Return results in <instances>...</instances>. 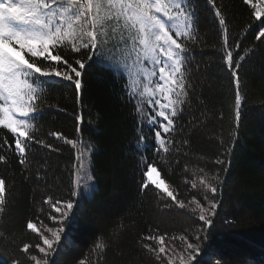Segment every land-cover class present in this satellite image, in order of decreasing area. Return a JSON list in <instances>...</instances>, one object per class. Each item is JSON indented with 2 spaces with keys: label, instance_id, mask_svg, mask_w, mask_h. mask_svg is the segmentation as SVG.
Segmentation results:
<instances>
[{
  "label": "trees",
  "instance_id": "16d2710c",
  "mask_svg": "<svg viewBox=\"0 0 264 264\" xmlns=\"http://www.w3.org/2000/svg\"><path fill=\"white\" fill-rule=\"evenodd\" d=\"M218 3L226 13L230 37L235 38L230 39V44L238 41L237 52L241 55L245 49H251L238 70L246 85L247 107L241 116L229 171L223 173L214 161L224 158L222 153L230 141L234 84L223 64L221 35L214 15L205 0H197L199 28L197 43L193 45L194 58L190 61L191 91L177 120L182 131L174 135L175 146L169 153L157 157L151 139H147L143 151L138 150V129L146 138L153 133L147 125H138L135 104L122 86L126 77L95 64L90 68L86 65L82 104L85 121L90 120L91 125L84 123L81 132L95 145L92 157L95 190L90 198H80L79 210L74 209L76 214L65 222V233L72 246L66 251L58 249L50 264H78L85 257L101 264H162L142 247V243H151L156 248L158 245L143 238L167 234L166 250L173 245L179 250V240L170 238L192 233L202 224L187 210L175 206L166 194L152 187L141 191L139 157L144 154L149 161H157L161 177L176 190L177 198L185 202L196 194L189 182L198 184L199 168L209 175L220 172L224 180L221 204L213 218L208 243L197 260L210 252L215 264H264V37L256 39L258 22L243 0H218ZM71 55L69 52L65 58ZM46 101L57 107L44 109L45 114L36 121L37 136L60 151L33 145L27 169L19 164L14 152L0 151L8 158L7 164L0 163V175L14 184L13 205L0 225L4 233L0 237V252L4 253L0 264H11L12 256L23 262L25 257L18 248L24 243L44 246L38 233L27 230L26 223L33 220L45 234L39 221L48 227L56 226L48 219L50 209L43 202L46 197L73 199L70 174L73 150L50 133L62 132L74 139V113L80 108L74 90L64 85L51 88ZM61 108L65 111H60ZM5 137L14 144L12 134L0 128V143ZM100 239L109 245L102 258L91 254ZM189 240L195 242L192 235ZM30 252L38 254V250Z\"/></svg>",
  "mask_w": 264,
  "mask_h": 264
},
{
  "label": "snow or ice",
  "instance_id": "6c2138e0",
  "mask_svg": "<svg viewBox=\"0 0 264 264\" xmlns=\"http://www.w3.org/2000/svg\"><path fill=\"white\" fill-rule=\"evenodd\" d=\"M243 2L250 6L252 16L258 22L256 39L260 40L264 37V0ZM205 3L218 25L223 64L234 84L230 141L222 153L224 158L218 157L214 161L226 174L238 140L241 116L247 107L246 85L238 70L251 49L239 54V42L230 44V39L235 38L230 37L222 5L218 0H205ZM198 28L197 0H0V128L8 130L14 140L12 144L5 137L0 143V151L14 152L24 169L30 166L29 154L33 145L60 151L37 136L36 121L45 114L44 109L57 107L46 101L51 88L59 85L72 88L80 108L74 113V139L62 132L50 133L73 150L74 160L70 167L73 199L62 201L51 196L44 199L50 209L48 219L56 226L48 227L39 221L49 236L40 231L36 222L28 220L27 230L38 233L44 246L24 243L18 252L25 260L22 262L20 257L12 256L11 264H50V258L58 249L66 251L72 246L65 233V222L76 214L74 209L79 210L80 198H90L95 190L92 174L95 145L81 132L84 123L91 125L90 120L85 121L82 104L86 65L90 68L95 64L126 77L122 86L125 95L135 104L138 125H147L153 133L146 138L138 129V150L143 151L147 139H151L152 151L159 157L161 153H169L175 146L174 135L182 131L177 120L189 101L190 61L194 58L193 45L197 43ZM69 52L72 55L65 58ZM0 163H8L6 155L0 154ZM139 163L143 177L141 191L152 187L166 194L175 206L187 210L192 218L202 222L194 232L170 238L179 240V250L175 245L166 250L167 234L143 238L155 242L158 248L151 243H142V247L162 264H215L210 252L199 260L197 257L208 243L209 230L213 228V218L221 204L224 180L220 172L209 175L204 168H199L196 173L199 187L196 181L189 182L191 189L197 191L185 202L177 198L175 189L159 178L161 174L155 159L149 161L144 154L139 157ZM13 189L14 184L0 175V225L13 205ZM189 235L195 242L189 240ZM3 236L0 231V237ZM108 247L100 239L91 254L102 258ZM30 249L38 250V254H33ZM3 256L0 252V258ZM78 264H101V261L93 262L85 257Z\"/></svg>",
  "mask_w": 264,
  "mask_h": 264
},
{
  "label": "rangeland",
  "instance_id": "374dc122",
  "mask_svg": "<svg viewBox=\"0 0 264 264\" xmlns=\"http://www.w3.org/2000/svg\"><path fill=\"white\" fill-rule=\"evenodd\" d=\"M156 177V174L154 173V178ZM159 178H162L161 176L159 177ZM166 182V181H165ZM95 184V183H94ZM46 235H49L50 236V234H48L47 232H46ZM51 238V237H50Z\"/></svg>",
  "mask_w": 264,
  "mask_h": 264
}]
</instances>
